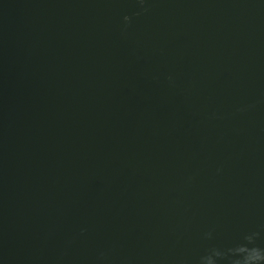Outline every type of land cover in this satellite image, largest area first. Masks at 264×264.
Here are the masks:
<instances>
[{"label":"water","instance_id":"obj_1","mask_svg":"<svg viewBox=\"0 0 264 264\" xmlns=\"http://www.w3.org/2000/svg\"><path fill=\"white\" fill-rule=\"evenodd\" d=\"M253 233L264 0H0V264H201Z\"/></svg>","mask_w":264,"mask_h":264},{"label":"clouds","instance_id":"obj_2","mask_svg":"<svg viewBox=\"0 0 264 264\" xmlns=\"http://www.w3.org/2000/svg\"><path fill=\"white\" fill-rule=\"evenodd\" d=\"M145 0H139L143 5ZM146 10V9H145ZM139 14V13H137ZM124 20L130 22L131 17L125 16ZM256 233L244 237L246 243H239L233 248H229L227 252L217 248H212L209 252L201 257V264H217L218 258H223L227 255L231 257V264H264V248H260L254 244ZM249 245H252L249 247Z\"/></svg>","mask_w":264,"mask_h":264}]
</instances>
